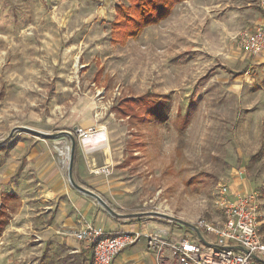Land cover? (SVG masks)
Here are the masks:
<instances>
[{
	"label": "rangeland",
	"instance_id": "1",
	"mask_svg": "<svg viewBox=\"0 0 264 264\" xmlns=\"http://www.w3.org/2000/svg\"><path fill=\"white\" fill-rule=\"evenodd\" d=\"M249 2L256 4L190 0L121 47L111 43V24L126 0H0V144L13 145L0 148V196L20 197L10 202L0 264H52V170L71 183L73 148V180L80 170L78 183L116 214L218 224L222 187L231 200L230 186L241 190L243 182L264 207V60L235 41L260 14L258 4L246 13ZM147 92L167 98L168 123L133 130L110 115L118 93ZM178 115L189 120L181 135L172 125ZM98 134L108 150L89 153L85 135ZM133 138L141 147L128 163ZM92 178L102 193L89 185ZM244 194L252 193L237 198ZM78 221V231L90 223Z\"/></svg>",
	"mask_w": 264,
	"mask_h": 264
},
{
	"label": "crops",
	"instance_id": "2",
	"mask_svg": "<svg viewBox=\"0 0 264 264\" xmlns=\"http://www.w3.org/2000/svg\"><path fill=\"white\" fill-rule=\"evenodd\" d=\"M189 1L190 0L185 1L177 6L185 4ZM253 1H256V4H252L249 2L247 4V7H249V9L246 11V13H252V9L254 8V5L258 4V7H259L260 0H253ZM122 4L127 6L128 2L127 4L119 3L115 6V18L113 22L116 19L117 7ZM257 9L260 11V14L255 15L253 19H250V20L247 19V23L244 26L245 28H243L242 31L246 29H253L259 24L264 23V16H263V13L260 7ZM111 31H112V24H111ZM113 45H116V44H113ZM116 46H121V45H116ZM121 47H125V46H121ZM237 47L241 50V48L238 45ZM259 56L263 58L264 60V52L262 54L254 55V57L256 58H259ZM103 73H104L103 69H100L98 71V73L96 74L95 80H94L96 83H100L101 79L103 78ZM242 75L244 74L243 73L233 74L232 77L234 79H237L238 77ZM119 96L120 94L118 93V96L114 98V101L112 103V106L110 107L109 113L110 115L114 116L117 120H120V121L127 120L130 124L131 129L134 130L138 126L134 127L130 123L129 119L127 118L126 119L118 118L117 115L112 111V108L117 104L118 100L120 98H124V97H119ZM180 117L184 118V120L187 121V126L185 128L186 130L189 125V120L186 117L179 116V115L175 120H178ZM174 121L172 125L174 124ZM160 125H163V124H160ZM147 126L153 127L152 125H147ZM173 127L175 128L174 125ZM185 130L183 132H180L178 129H176L179 135L183 134ZM134 139L135 138H133V140H131L130 142L135 141L136 144H139ZM91 141L92 142H90V144L99 143L103 145V141L106 142V138L104 135L98 134V136L95 138H92ZM130 142L124 152V161H127L129 157L128 163L136 159L135 152L136 150L140 148L138 147V148L131 149V150L128 149L130 148ZM5 147L6 149L10 150L12 149L13 145L9 143V141L0 144V148L4 149ZM102 149H104V151L107 152L106 150H108V145L104 143V147L94 149L90 152L94 153ZM126 152H130L129 155L131 154L132 156L126 155L125 154ZM109 156H110L109 158L107 156V160L108 159L111 160L114 154H112L111 152ZM53 168L54 169L52 170V231L49 233V237L52 236V264H91L92 251L88 250V248L83 243L77 241L72 235V232H74V230H77V231L79 230L77 227L78 223H80L78 221V216L84 217L88 222L94 223L95 226L103 227L106 233L110 235H114L117 233H134V232H140L144 235V237H142V239L135 246H132L124 250L116 258V260L114 261V264H179L177 260L170 258V257L166 258V260L162 263L158 262L156 256L148 250L147 240H146L147 235L161 234L165 238L172 240V241L178 240L185 236H189L192 239L199 238L206 245L212 241L211 236L204 234V233H200L201 235L200 236L196 231H194L190 227L183 225V224H179L175 221H171V223L175 225V230H172L168 226V224H164L162 220L164 218L154 216L152 215V213H149V212H135V213H124V214L114 213V215L111 213H108L104 210V208H102L98 204V202H96L95 199L89 196H86L84 193L79 192L78 190L73 188L70 182L68 184L64 180L63 176L61 175V171L58 170L56 167H53ZM80 179L81 180L83 179L81 177V171L75 170L74 180L76 181L77 185L83 188H86L87 187L86 185H83L82 183H78ZM91 180H93V178ZM99 183L100 182L98 179H94L92 183L91 182L89 183V185H91V187H94L98 192L102 193L101 184ZM236 187L237 185H234V186H230L229 188L230 189L229 194L231 197L230 199L232 201H235L237 199V195L240 192L253 193L252 191H253L254 186L250 182L248 184L246 182H243V189L241 190L236 189ZM93 192L97 193L96 191H93ZM4 199L6 200L5 206L7 207V212L10 216L9 220H11L12 219L11 212L13 211V209H11V212H9L10 202L14 200L17 201L20 199V197L18 196L16 192H9V193H6L5 195L0 196L1 203L4 202V201L2 202V200ZM258 220H259L260 231L264 239V207L263 206L260 207V210L258 212ZM218 223H221V221H219ZM36 235L38 234H35V236ZM36 237H38V239H41V237L39 236H36ZM262 264H264V260H262Z\"/></svg>",
	"mask_w": 264,
	"mask_h": 264
},
{
	"label": "built area",
	"instance_id": "3",
	"mask_svg": "<svg viewBox=\"0 0 264 264\" xmlns=\"http://www.w3.org/2000/svg\"><path fill=\"white\" fill-rule=\"evenodd\" d=\"M259 6L264 16V0L259 1ZM235 41L246 52L262 54L264 23L241 31ZM85 138L91 139L89 135ZM98 173L107 174L109 170ZM221 191L227 197L228 188L223 186ZM226 197L219 203L223 214L221 223L200 219L193 224L201 233L211 236L210 243L206 245L199 238L189 236L172 241L161 234H152L146 236L148 250L160 263L170 257L179 264H262L264 239L259 227L257 196L244 194L235 201ZM73 237L92 251L91 264H114L124 250L135 246L144 235L140 232L110 235L103 227L87 223Z\"/></svg>",
	"mask_w": 264,
	"mask_h": 264
},
{
	"label": "trees",
	"instance_id": "4",
	"mask_svg": "<svg viewBox=\"0 0 264 264\" xmlns=\"http://www.w3.org/2000/svg\"><path fill=\"white\" fill-rule=\"evenodd\" d=\"M185 1L188 0H127V6L122 4L117 7L116 19L112 23L111 42L126 46L130 40L139 39L145 29L158 25L172 13L177 5ZM166 100V97L156 98L152 93L147 92L138 97L120 98L112 111L120 119H129L134 127L142 125L156 127L166 123L169 119L168 114L164 112ZM173 125L183 132L187 121L180 117L174 121ZM138 147L141 146L135 141L130 142V150ZM261 154L262 151H259L254 159L260 157ZM2 202L0 200V236L9 225L10 219L5 206L6 200Z\"/></svg>",
	"mask_w": 264,
	"mask_h": 264
},
{
	"label": "water",
	"instance_id": "5",
	"mask_svg": "<svg viewBox=\"0 0 264 264\" xmlns=\"http://www.w3.org/2000/svg\"><path fill=\"white\" fill-rule=\"evenodd\" d=\"M73 161H74V148H73V151H72L71 163H70V167H69V178H70V181L73 184V186L76 189H78L80 192H82V193H84L86 195H89V196L95 198L102 206H104L105 208H107L109 210V212L114 215V212H112L110 210V208L106 205V203L97 194H95V193H93V192H91V191H89L87 189H84V188H82V187H80V186H78V185H76L74 183V180H73V170H72L73 169ZM153 215L154 216L161 217V218H164V219H171L172 221H176V222H178L180 224H183V225H186V226L190 227L191 229H193L194 231H196L199 235L201 233L194 225L188 224V223L183 222V221H181L179 219H176V218H171V217H169L166 214H159V213H157V214H153Z\"/></svg>",
	"mask_w": 264,
	"mask_h": 264
},
{
	"label": "bare ground",
	"instance_id": "6",
	"mask_svg": "<svg viewBox=\"0 0 264 264\" xmlns=\"http://www.w3.org/2000/svg\"><path fill=\"white\" fill-rule=\"evenodd\" d=\"M91 140H92V138L90 140H88L87 142H89V141L92 142ZM104 143H105V141H103V145H101L99 143L89 144V145H87V151L90 152V151H92L94 149H97V148H100V147H104Z\"/></svg>",
	"mask_w": 264,
	"mask_h": 264
}]
</instances>
